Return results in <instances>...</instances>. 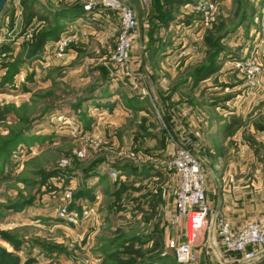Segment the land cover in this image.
<instances>
[{
    "label": "rangeland",
    "instance_id": "1",
    "mask_svg": "<svg viewBox=\"0 0 264 264\" xmlns=\"http://www.w3.org/2000/svg\"><path fill=\"white\" fill-rule=\"evenodd\" d=\"M9 1L0 33L8 109L0 148L9 147L0 153V264H178L171 245L189 231L187 220L172 226L167 217L180 186L170 165L178 147L203 165L216 154L264 168V0H121L138 23L124 65L111 60L121 30L111 11L97 8L109 16L100 29L68 12L77 3L37 0L63 14L26 26L22 0ZM53 173L68 184H45ZM67 188L77 223L56 215ZM207 204L209 218L213 194ZM219 219L222 244L219 222H229ZM211 234L205 224L192 237L188 264H218Z\"/></svg>",
    "mask_w": 264,
    "mask_h": 264
},
{
    "label": "built area",
    "instance_id": "2",
    "mask_svg": "<svg viewBox=\"0 0 264 264\" xmlns=\"http://www.w3.org/2000/svg\"><path fill=\"white\" fill-rule=\"evenodd\" d=\"M80 1L87 12L101 6L104 10H109L118 16L121 30L111 60L116 64L124 65L129 60L138 27L133 9L121 0H99L98 3L94 0ZM170 165L180 178V186L175 193L174 206L167 212L169 224L175 226L186 220L189 222L187 242L181 245L172 243L171 248L179 264H188L195 259L192 251V237L196 239L208 217L206 175L202 160L183 143L178 147ZM110 176L115 177V172L110 173ZM72 198L73 191L67 188L60 197L56 215L60 220L77 223L79 214L76 210L69 209ZM219 235L226 252L241 255L242 259L238 262L242 264H252L259 258L257 249L264 247V215L244 225L236 232L229 223L221 220Z\"/></svg>",
    "mask_w": 264,
    "mask_h": 264
},
{
    "label": "crops",
    "instance_id": "3",
    "mask_svg": "<svg viewBox=\"0 0 264 264\" xmlns=\"http://www.w3.org/2000/svg\"><path fill=\"white\" fill-rule=\"evenodd\" d=\"M68 1L70 4H75L80 0ZM82 18H85L89 25H95L94 27L100 29H103L102 24H107L109 21V16L103 9L87 13ZM89 28L92 29L91 26ZM220 143L222 141L217 143L218 147H220ZM215 155L211 156L208 161L204 160L205 164L203 165L206 175V196L213 194L217 203L215 213L211 214L209 218L207 217L206 221V225H210L213 229L214 235L211 234L210 237L214 240L211 242L212 251L218 264H242L232 259L221 242H218L215 237V233L217 235L216 225L219 218L224 217L232 229L237 231L264 214V168L260 165L261 168L255 167L248 171V164L251 162L248 161L249 159L253 160L251 164H258L255 158L244 156L238 158V162H232L230 159L227 161L225 156L215 157ZM210 208H212L211 205ZM257 251L259 258L252 264H264V247Z\"/></svg>",
    "mask_w": 264,
    "mask_h": 264
},
{
    "label": "trees",
    "instance_id": "4",
    "mask_svg": "<svg viewBox=\"0 0 264 264\" xmlns=\"http://www.w3.org/2000/svg\"><path fill=\"white\" fill-rule=\"evenodd\" d=\"M21 4H22V10H23L22 18H23L26 26L31 25L34 21H38V22H42V23H46V24H51L53 21L60 20L61 14H63V11H60V10L56 11L55 9H51L48 6L41 5L37 0H22ZM10 8H11L10 7V1L8 0L4 16L0 21V33L2 31V26H3L2 21L4 20V17L6 15L10 16V13L12 14V12H13V10H10ZM68 12L74 13L79 18H82L87 13H92L93 11L87 12L81 3H77V5L68 8ZM106 14L108 15L107 12H106ZM13 18H14V15H11L12 22H14ZM43 41H44V37L40 40V42H43ZM9 50H10L9 48L3 49L4 52H8ZM201 71H202L201 76L208 75L207 73H210V71L208 72V69H202ZM202 73H204V74H202ZM7 117H8V109L6 107L0 108V123L7 121ZM5 146H7V145H5ZM7 148H9V147L7 146L6 149ZM6 149H5V147H3V148L1 147L0 153L4 152ZM44 178L46 179L45 184H47L48 180H50V178L51 179L57 178L60 181L61 180L64 181L66 179V176L61 174V173H53L50 175H45ZM68 182H69V180L66 179V184H68ZM51 190H54V189L52 188Z\"/></svg>",
    "mask_w": 264,
    "mask_h": 264
},
{
    "label": "water",
    "instance_id": "5",
    "mask_svg": "<svg viewBox=\"0 0 264 264\" xmlns=\"http://www.w3.org/2000/svg\"><path fill=\"white\" fill-rule=\"evenodd\" d=\"M8 0H0V21L4 16Z\"/></svg>",
    "mask_w": 264,
    "mask_h": 264
}]
</instances>
